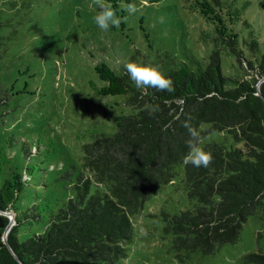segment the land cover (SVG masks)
<instances>
[{"label":"trees","instance_id":"trees-1","mask_svg":"<svg viewBox=\"0 0 264 264\" xmlns=\"http://www.w3.org/2000/svg\"><path fill=\"white\" fill-rule=\"evenodd\" d=\"M233 14L238 18L237 11ZM231 21L216 18L211 33H203L212 40L205 56L177 57L167 51L153 60L131 58L160 66L174 82L172 93L149 89L142 94L123 68L103 72V90L123 94L133 111L117 118L113 134L81 146L82 170L62 175L71 181V195L51 210L42 232L23 240L20 226L42 217L39 211L33 217L18 213L16 201L29 174L9 169L0 181V264H120L133 237L132 217L160 184L173 179L174 166L183 163L188 133L182 122L189 117L202 138L227 131L233 142L202 145L214 156L208 168L184 164V182L195 203L163 218L175 257L184 261L194 252L214 254L234 243L251 215H260L263 229L257 239L264 243V50L250 35L242 41L248 45L245 52ZM6 38L0 30V61ZM224 55L234 58L228 73L222 69ZM4 96L0 74V105ZM149 104L158 106L154 115L145 110ZM8 214L14 223L6 230ZM243 259L264 264V252H249Z\"/></svg>","mask_w":264,"mask_h":264},{"label":"rangeland","instance_id":"rangeland-1","mask_svg":"<svg viewBox=\"0 0 264 264\" xmlns=\"http://www.w3.org/2000/svg\"><path fill=\"white\" fill-rule=\"evenodd\" d=\"M263 1L107 0L127 20L105 32L94 23L98 9L90 6L93 0H0V30L7 37L0 61L5 94L0 105V181L10 168L26 170L29 180L16 201L18 213L33 217L39 211L42 217L24 222L19 239L42 232L51 210L71 195V181L62 175L82 170L81 146L113 134L117 118L133 111L123 94L103 90L104 71L118 72L122 66L116 61L133 56L153 60L167 51L177 57L205 56L212 40L203 33H211L216 18L233 20L229 26L245 52L248 45L242 41L250 35L259 41L261 52ZM129 3L141 11L130 15L124 10ZM232 61L224 55V73L233 70ZM208 142L229 146L233 140L227 131H212L201 146ZM174 171L173 179L160 184L132 217L133 237L120 264H247L245 254L264 252V243L257 239L262 220L251 215L234 243L179 261L171 234L163 230L164 213L192 208L195 200L188 196L184 163Z\"/></svg>","mask_w":264,"mask_h":264},{"label":"clouds","instance_id":"clouds-1","mask_svg":"<svg viewBox=\"0 0 264 264\" xmlns=\"http://www.w3.org/2000/svg\"><path fill=\"white\" fill-rule=\"evenodd\" d=\"M90 6L98 9L93 19L94 23L102 31L107 32L110 27L119 28L121 23L127 20V17H118L116 10L107 0H93ZM124 10L130 15L141 11L134 3L125 5ZM116 63L118 66H122L123 73L128 76L134 87L142 94H147L149 89H154L156 92L168 93L175 91L173 80L171 77L166 76L158 65L131 60H118ZM145 110L149 115H154L159 109L158 106L149 104L145 105ZM182 127L188 133V138L185 141L188 151L183 156L182 162L186 166L192 165L196 168L210 167L214 162V156L211 151H207L201 146V132L191 123L190 117L182 122ZM117 156L118 158H122L121 154H117Z\"/></svg>","mask_w":264,"mask_h":264},{"label":"water","instance_id":"water-1","mask_svg":"<svg viewBox=\"0 0 264 264\" xmlns=\"http://www.w3.org/2000/svg\"><path fill=\"white\" fill-rule=\"evenodd\" d=\"M257 93H259V90H257ZM11 226V219L9 218V223H8V225H7V227H6V230H8V228Z\"/></svg>","mask_w":264,"mask_h":264},{"label":"bare ground","instance_id":"bare-ground-1","mask_svg":"<svg viewBox=\"0 0 264 264\" xmlns=\"http://www.w3.org/2000/svg\"><path fill=\"white\" fill-rule=\"evenodd\" d=\"M12 217V216H11Z\"/></svg>","mask_w":264,"mask_h":264}]
</instances>
